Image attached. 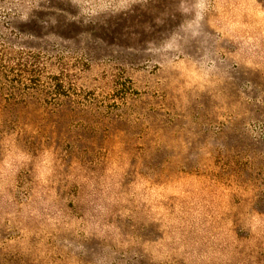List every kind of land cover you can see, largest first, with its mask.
Returning <instances> with one entry per match:
<instances>
[{"label":"rangeland","instance_id":"1","mask_svg":"<svg viewBox=\"0 0 264 264\" xmlns=\"http://www.w3.org/2000/svg\"><path fill=\"white\" fill-rule=\"evenodd\" d=\"M0 264H264V0H0Z\"/></svg>","mask_w":264,"mask_h":264}]
</instances>
